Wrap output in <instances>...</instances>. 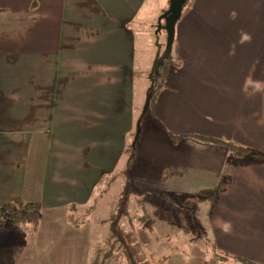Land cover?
Wrapping results in <instances>:
<instances>
[{"label": "crops", "instance_id": "0c3cea01", "mask_svg": "<svg viewBox=\"0 0 264 264\" xmlns=\"http://www.w3.org/2000/svg\"><path fill=\"white\" fill-rule=\"evenodd\" d=\"M148 1L0 0V206L24 197L34 132L65 178L50 198L81 207L104 190L138 120L133 28ZM171 51L134 140L132 185L144 196L204 195L214 248L264 264V0H192ZM10 245L1 235L0 255Z\"/></svg>", "mask_w": 264, "mask_h": 264}, {"label": "rangeland", "instance_id": "374dc122", "mask_svg": "<svg viewBox=\"0 0 264 264\" xmlns=\"http://www.w3.org/2000/svg\"><path fill=\"white\" fill-rule=\"evenodd\" d=\"M168 9V0H149L148 5L140 11L133 28L136 62L132 72V107L136 119L144 113L151 87L150 74L157 53L155 32L158 19ZM160 43L163 66L159 73L164 74L175 65L170 60L172 51L165 52L167 34L164 30L160 33ZM160 74V77H154V90H158L162 84ZM154 101L150 104V111L155 105ZM134 132L133 128L124 137L126 144L120 155V163L115 173L103 180L104 190L99 189L100 193L94 191L91 201L81 207L64 206L65 193L49 197V185L56 183L58 192H62L65 178L53 171V163L50 166L51 141L34 132L31 139L34 147L28 165H25L22 186L24 197L21 199L39 205L40 223L34 227L32 224L16 226L10 222H0V236L13 239L17 245L10 246L18 247L8 250L7 255H0V264H127L119 244L112 239L111 223L127 183V178L122 174L128 159L125 148L134 142ZM7 155L12 158L9 164L11 173L17 153L13 150ZM131 171L132 195L128 214L120 224L124 231L134 232V246L141 253L140 264H237L232 257L223 256L222 252L214 248L209 225L210 202L204 199V195L191 196V199L184 201L178 195H170L173 198L166 194L144 196L140 189L137 188L138 192L134 189ZM52 173L57 175L56 180L50 178ZM146 226L153 228L148 230Z\"/></svg>", "mask_w": 264, "mask_h": 264}, {"label": "trees", "instance_id": "16d2710c", "mask_svg": "<svg viewBox=\"0 0 264 264\" xmlns=\"http://www.w3.org/2000/svg\"><path fill=\"white\" fill-rule=\"evenodd\" d=\"M168 4L170 6V0H168ZM143 118L144 116L142 114L137 120L135 132H134V139H133L135 141L140 135L141 126L143 124ZM200 140L203 142L221 146L223 148H228L235 155H242L246 153L255 155V153L248 148L235 146L218 139L201 138ZM135 141L132 142L131 145H127L125 148V154H128V159L126 163V169L123 175L127 178L126 179L127 183L123 189L121 198L119 200L117 212L112 218V223H111L112 239H114L115 242L119 244V247L123 251L127 264H140L139 261L140 254L137 248L134 246L135 245L134 232L124 231L121 228V224H120L122 218L128 214L130 198L132 195L129 175L137 156L136 155L137 145ZM0 222H4V223L10 222L12 225H16V226H20V224H30V225L32 224L34 227H37L40 223L39 205L36 203L26 202L22 199H16L10 203L2 205L0 206ZM220 259H222V257ZM232 259H234L237 264H253L241 258H232Z\"/></svg>", "mask_w": 264, "mask_h": 264}, {"label": "water", "instance_id": "95a60500", "mask_svg": "<svg viewBox=\"0 0 264 264\" xmlns=\"http://www.w3.org/2000/svg\"><path fill=\"white\" fill-rule=\"evenodd\" d=\"M189 0H170V6L167 11H165L158 19V23L156 26V48L157 53L154 61V65L151 69L150 80L151 87L148 90V97L146 100V106L143 113V116L146 115L152 97V91L155 85V76H159V70L163 66V61L161 59L162 45L160 43V33L164 30L167 34V46L166 52H170L172 50V45L175 40V29L178 21L182 17L184 6L188 3Z\"/></svg>", "mask_w": 264, "mask_h": 264}, {"label": "flooded vegetation", "instance_id": "af4514ba", "mask_svg": "<svg viewBox=\"0 0 264 264\" xmlns=\"http://www.w3.org/2000/svg\"><path fill=\"white\" fill-rule=\"evenodd\" d=\"M166 52V51H165Z\"/></svg>", "mask_w": 264, "mask_h": 264}]
</instances>
